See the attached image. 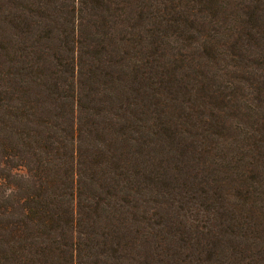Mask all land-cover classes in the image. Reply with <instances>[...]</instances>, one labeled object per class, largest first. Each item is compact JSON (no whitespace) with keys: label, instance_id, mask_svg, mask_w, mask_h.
<instances>
[{"label":"trees","instance_id":"16d2710c","mask_svg":"<svg viewBox=\"0 0 264 264\" xmlns=\"http://www.w3.org/2000/svg\"><path fill=\"white\" fill-rule=\"evenodd\" d=\"M0 264H264V0H0Z\"/></svg>","mask_w":264,"mask_h":264},{"label":"rangeland","instance_id":"374dc122","mask_svg":"<svg viewBox=\"0 0 264 264\" xmlns=\"http://www.w3.org/2000/svg\"><path fill=\"white\" fill-rule=\"evenodd\" d=\"M64 17V16H63ZM60 22H62V19L60 20ZM60 27L62 28V29H60V30H64V28L66 29V27L64 26V25H60ZM55 35L57 34V33H54ZM57 37H58V35H57ZM59 37H60V39L62 40V38H63V36L62 35H60L59 34ZM58 43V42H57ZM60 58L64 61L67 57H66V55H67V53H65L64 51H62L60 54ZM68 59V58H67ZM21 78V77H20ZM25 77H23V79H24ZM57 78V79H56ZM54 79H56V81H55V83L57 84V89L56 90H70V88H68V85L70 84V81L68 80V78L65 76V75H63V74H56V76H54ZM8 81V84L9 85H11V86H14V84H15V82H16V80L14 79V78H12V79H9V80H7ZM7 81H5V82H3V83H6ZM15 81V82H14ZM47 82H50V80L49 81H47ZM104 82V81H103ZM15 87V86H14ZM108 87V86H107ZM98 88V90H107V89H105L104 88V85L103 86H101V87H97ZM140 96H137L136 95V93L134 92V96L131 98L132 100H133V98H134V100L136 101V102H139L140 101V98H139ZM116 104V103H115ZM128 125L129 126H132V127H130L131 129H135L136 127H137V123H134L133 121H131V122H128ZM126 137L128 138V139H132V140H134V139H138L139 138V134H136V133H134V132H132L131 130H128L127 131V133H126ZM131 137V138H130ZM133 144V143H132ZM113 148V147H112ZM157 152V149L153 152V151H151V154L154 156V157H152V162H153V165L154 166H157V164H158V162L160 161V158H161V155L160 154H158V153H156ZM153 166V171H156V169H155V167ZM147 169H148V166H147ZM110 171H111V169H110ZM131 182V181H130ZM124 183H126V182H121V184H124ZM131 184H132V186H133V183L131 182ZM179 185H177L178 187H181L180 185H181V182H179L178 183ZM178 198H180V196H177ZM160 199V198H159ZM161 200V199H160ZM179 200H181V199H179ZM194 207H196L197 209H192L191 208V206H187V205H184L182 208H183V210H182V213L181 214H179L177 211V213H178V216H177V221L176 222H174L175 224H174V226H172V227H174L175 228V225L177 226L178 225V222H180V220L182 221V220H184L185 219V223L183 224V225H181L182 227H184V229H185V231L189 234V235H193V236H199V234H196V231L194 232V227H196V225H195V220H201V219H203L204 217H203V211L202 210H199V209H201L200 207H199V203L198 202H195L194 203ZM155 206L157 207V205L156 204H154L153 205V208H155ZM175 208V207H174ZM173 213H174V211H173ZM175 214V213H174ZM138 228V227H137Z\"/></svg>","mask_w":264,"mask_h":264}]
</instances>
